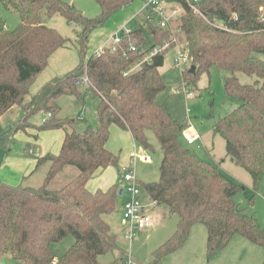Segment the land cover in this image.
Masks as SVG:
<instances>
[{"label": "trees", "instance_id": "obj_1", "mask_svg": "<svg viewBox=\"0 0 264 264\" xmlns=\"http://www.w3.org/2000/svg\"><path fill=\"white\" fill-rule=\"evenodd\" d=\"M94 1L100 12L88 18L62 0H0L20 18L9 29L0 14V117L12 106H20L24 113L12 130L24 131L34 128L29 116L44 110L48 118L35 129L64 131L57 154L36 158V167L49 164L41 185L0 181V259L10 255L21 264H101L99 254L118 248L103 215L115 210L120 188L113 184L90 191L86 186L97 170L118 166V154L107 148L111 125L129 131L145 149L151 148L147 139L151 132L160 147L159 177L143 183V188L149 200L166 206L178 221L171 236L151 252V263L181 248L194 223L206 227L208 258L235 234L264 249L263 228L235 200L243 186L225 176L217 162L197 157L187 141L184 145L180 135L186 123L156 101L166 87L159 71L165 50L143 59L155 46L166 42L168 48L174 46L173 29L143 17L144 28L121 31L115 50L101 47L98 54L84 59L90 33L135 0ZM140 1L143 5L144 0ZM175 1L182 7L176 26L183 34L182 48L195 65L194 72L185 68L181 78L195 84L211 67L227 73L224 92L235 107L217 119L212 132L224 140L226 156L248 172L255 194L264 176V0H197L195 9L185 0ZM52 15L81 28L77 40L83 57L24 102L30 81L45 68L49 56L69 41L43 23V16ZM237 73L255 79L241 83ZM84 78L87 87L80 93L76 85ZM61 95L72 96L82 105L87 97L96 98L97 125L76 130L75 119L60 118L57 100ZM11 133L0 135L2 147L10 143ZM65 166L75 167L77 175L57 189L48 188ZM68 234L74 241L57 256L52 244ZM119 253L123 264L127 253L122 249Z\"/></svg>", "mask_w": 264, "mask_h": 264}, {"label": "rangeland", "instance_id": "obj_2", "mask_svg": "<svg viewBox=\"0 0 264 264\" xmlns=\"http://www.w3.org/2000/svg\"><path fill=\"white\" fill-rule=\"evenodd\" d=\"M68 4L74 5L85 17L93 18L99 14V6L94 0H62ZM167 9L176 8L179 4L175 0H163ZM131 7L130 5L119 10L117 15L113 14L106 22L94 29L88 39L87 50L85 56H81L78 50V32L81 30L79 26L72 23H67L65 19L59 15L43 16V23L54 28L60 35L67 38L69 41L64 47L56 49L48 58L47 65L42 69L28 84V93L24 97V102L28 101L31 95L35 94L38 89L46 82L55 77H60L81 62L82 57L86 59L91 54L99 51L101 47H110L114 41V35H119L121 31H128L137 27L144 28L142 19L143 14L134 16L135 12L132 9L141 4L140 0H135ZM132 8V9H131ZM141 10V8L139 9ZM0 14L5 21V26L9 29H14L19 23V15L12 9L5 8L0 3ZM115 16V17H113ZM118 18V19H117ZM124 18L125 24L121 23L118 27L111 28V24L117 19ZM179 16L170 21L171 28L175 32L174 46L165 48L164 64L159 68L162 79L165 83V89L161 91L156 101L164 106L171 115L181 122H187L191 130L200 135V138L194 141L193 144H186V136L180 135V141L200 159L213 161L214 157L218 159L224 154V140L218 135L212 133V127L219 117L228 114L235 104L231 102L224 92V77L227 74L225 71L211 67L208 72H202L194 84L191 80L181 78V73L184 68H176L173 65L174 56L177 55L179 49H182L183 34L176 27ZM123 24V25H122ZM145 31V30H144ZM146 32V31H145ZM114 37V38H113ZM148 39V34L145 35ZM239 82L251 83L254 81V76H248L244 73H237ZM185 84L182 88L181 86ZM181 88L179 91H174V88ZM80 93L85 91L87 82L82 80L76 85ZM190 93V94H188ZM60 107L58 116L60 118L75 119L76 130H82L85 126L97 125V100L94 97H87L85 106L80 104L72 96L61 95L57 100ZM22 113H24L22 109ZM48 118V114L44 110H38L29 116V122L34 126V129L29 127L26 129L31 132L32 140H25L28 134L23 130H12L9 117H5L0 124V135L3 129H9L14 134L8 147L13 149L11 155L26 157L30 160L35 159L30 155L28 149L40 148L33 141L35 140L36 126L43 123ZM9 123V124H8ZM8 125V126H7ZM57 134L62 135L61 129H55ZM49 131L40 132L38 139H42ZM16 133V134H15ZM43 134V135H42ZM148 142L151 144L150 149L143 148L136 142L129 131L122 130L115 125L109 129L108 146L113 153L118 154V166L114 167L115 184L119 188H127L124 179V174L129 170L125 166L132 168L138 179L137 187L140 190V199L147 203V194L143 188V183L157 181L159 177V164L161 160V151L158 142L153 133L148 132ZM45 146L46 143L43 142ZM59 143V142H58ZM213 143V151H209ZM58 145V144H57ZM2 148V145H0ZM45 153L50 150H40ZM54 151V149L52 150ZM146 152L151 160L149 162L135 161L131 162V157L134 153ZM225 163L224 175L234 182L241 184L243 190L235 196V200L239 207L246 214L255 215L257 221L264 230V176L259 184L257 191L251 187V178L248 172L234 163ZM47 165H43L30 178L23 181L22 185H32L30 182L35 180H43L42 177L47 173ZM66 171H61L48 184V188L57 189L63 184L70 181L73 177L70 176V170L77 171L73 166L67 167ZM8 172L7 168L1 170L2 175ZM75 177V176H74ZM16 183V182H14ZM34 185V184H33ZM35 185H41V182H36ZM254 198L251 200V196ZM121 202L127 199L125 195H118ZM117 205L115 210L110 214H104V219L108 222L111 230L116 235V243L118 248H113L97 257L101 264H122L119 250L127 253L133 264H153L151 263V252L156 249L161 243L168 239L176 229L178 216L169 214L168 209L164 205L155 206L151 210L153 224L149 228L139 230L131 240L124 237V229L126 230V221L122 217V208ZM155 218V219H154ZM125 225V227H124ZM206 227L202 223H194L190 229L189 236L183 246L178 250L166 255L157 264H264V249L255 243L248 241L239 234L233 235L226 246L220 250L212 258L207 256L206 245ZM74 238L71 234L66 235L61 240L52 244V248L57 256H60L72 244ZM0 264H21L14 260L10 255H4L0 259Z\"/></svg>", "mask_w": 264, "mask_h": 264}, {"label": "built area", "instance_id": "obj_3", "mask_svg": "<svg viewBox=\"0 0 264 264\" xmlns=\"http://www.w3.org/2000/svg\"><path fill=\"white\" fill-rule=\"evenodd\" d=\"M185 2L191 6L193 9L194 3L197 0H185ZM141 12L143 17L147 20L152 21L157 26L162 28H171L170 21L174 18L178 17L182 13V7L178 5L176 8L167 9L163 0H144L143 5L141 7ZM115 37V38H114ZM114 41L111 44V49L115 50L117 48L118 43L121 40L119 35H114ZM175 38L173 39V41ZM168 47V42L163 43V45L155 46L153 49L144 57L143 61L149 60V58L165 48ZM135 46H131V50H135ZM99 51L95 52L98 54ZM190 56L186 49L182 48L179 49L177 55L174 56L173 65L176 68H189L190 67ZM127 72L124 73L126 75ZM84 81L87 82V79L84 78ZM185 84L181 87L183 88ZM181 88L179 85L174 88V91H179ZM190 94V93H188ZM49 115V114H48ZM186 127L182 130V134L186 136L187 143L191 144L194 143L195 140L199 138V134L193 132L191 128L188 126L187 122ZM29 153L33 154L35 157L39 156L38 152H34L32 149L28 150ZM150 156L146 152H142L140 154L134 153L131 157V162L141 161V162H149ZM125 169H129L124 174V179L128 184L127 188H124L125 193H127V199L123 202L122 205V217L126 221V230L124 232V237L128 240H131L133 236L142 229L149 228L152 223L153 219L151 216V210L157 206L154 200H149L147 203H144L140 199V190L137 187L138 179L134 173L132 168L125 166ZM123 264H133L130 258H127Z\"/></svg>", "mask_w": 264, "mask_h": 264}, {"label": "crops", "instance_id": "obj_4", "mask_svg": "<svg viewBox=\"0 0 264 264\" xmlns=\"http://www.w3.org/2000/svg\"><path fill=\"white\" fill-rule=\"evenodd\" d=\"M132 5L133 4H131L130 7ZM141 7H142V3L140 4L139 9ZM139 9H138V7H135V8L132 9V12H135V14H133L135 17L138 14L139 15L142 14L141 10H139ZM115 15H117V14H115ZM113 17H115V16H113ZM117 19L111 24V28H113V30L115 28L114 26L118 27L121 23H123L125 21L124 18L120 19V21H117ZM123 24H125V23H123ZM85 100H87V98ZM84 107L86 108L85 105H84ZM22 115H23L22 108L20 106H18V105H14L10 109H8L0 117V123L4 121L3 119H5V117H9L10 118L9 119V123L11 122V124H9V123L8 124H9V126L12 125V127H13L14 124H16L20 120ZM0 126H2V125L0 124ZM2 127H4V126H2ZM111 128H112V125L110 126L109 129H111ZM32 129H34V128H32ZM9 130H10V128L6 129V130L2 128L1 133H4V132L9 131ZM45 131H49V132L46 134V136L43 137V140L41 138L38 139V137L40 135L39 133L40 132L43 133ZM54 131H56V130L55 129H52V130H40V131L36 132L35 140L33 141V143L35 142L37 145H40V148L39 149L37 148L36 150H34L32 148V150L34 152H38L39 153L38 157L44 156L45 154L54 155V154L58 153V151L60 149V146H61V143H62L64 131L62 130V135L61 136L59 134H57L56 132H54ZM24 133L28 134V138L25 139V140H27V141L28 140H32L30 138V136L32 135L31 132H28L27 130H24ZM11 137L14 138V134L11 135L10 138ZM199 138H200V135H199ZM108 140H109V138H108ZM43 142H45L47 146H45ZM107 148L111 151L110 147L108 146V141H107ZM30 149H28V150H30ZM53 149H54V151H52ZM40 150H42V152H43V150H50V151H47L45 153H41ZM12 151H13V149H11V147H8V146L7 147H2V148L0 147V181L1 182L12 184V185H17V184H21L22 185L23 181L26 180V179H30L40 169V167H42L43 165H47V166L49 165L48 163H44L43 165L36 167V158L37 157H35L33 154L30 153V155L35 157V159L30 160V159H28L26 157H21V156H14L13 157L11 155ZM209 151H213V143H211V148L209 149ZM213 161H215V162H217L219 164V166L222 169V171L224 170L226 162L230 161L229 163H233L226 156L225 151H224L223 157H220L219 159L217 157H214ZM67 167H69V166H65L62 171H66V169H68ZM4 168H7L8 172H6V173H4V175H2L1 170H3ZM47 171H48V167L46 169V172ZM114 172H115L114 171V167H111V166L107 167L105 169L97 170L95 172V174L88 180V182L86 184L87 188L90 191H95L96 189H105V188L109 187L110 185L115 184ZM77 173H78V171L70 170V176H72V177L76 176ZM45 176H46V174L44 175V177H42L43 180H44ZM43 180H41V177H40L38 181L41 182V184H42ZM38 181L35 180L33 182H30L32 185H25V186L36 187L38 185H35V184ZM14 182H16V183H14ZM120 189H122V194L121 195H125L126 193L124 191V188H120ZM122 204H123V201L121 202V200L118 199V205L121 208H122ZM124 227H125V225H124ZM124 232H125V229H124Z\"/></svg>", "mask_w": 264, "mask_h": 264}, {"label": "water", "instance_id": "obj_5", "mask_svg": "<svg viewBox=\"0 0 264 264\" xmlns=\"http://www.w3.org/2000/svg\"><path fill=\"white\" fill-rule=\"evenodd\" d=\"M6 28H8V26H6ZM194 70H195V65H190L188 71L194 72ZM121 194H122V189L119 190V195H121Z\"/></svg>", "mask_w": 264, "mask_h": 264}]
</instances>
